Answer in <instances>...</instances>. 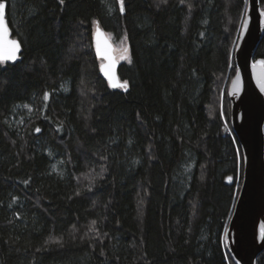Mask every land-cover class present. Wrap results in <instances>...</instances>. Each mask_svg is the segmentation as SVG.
<instances>
[{
    "label": "trees",
    "instance_id": "obj_1",
    "mask_svg": "<svg viewBox=\"0 0 264 264\" xmlns=\"http://www.w3.org/2000/svg\"><path fill=\"white\" fill-rule=\"evenodd\" d=\"M2 2L22 52L0 65V264H235L228 88L248 0ZM96 24L126 91L100 75Z\"/></svg>",
    "mask_w": 264,
    "mask_h": 264
},
{
    "label": "water",
    "instance_id": "obj_2",
    "mask_svg": "<svg viewBox=\"0 0 264 264\" xmlns=\"http://www.w3.org/2000/svg\"><path fill=\"white\" fill-rule=\"evenodd\" d=\"M262 13L260 0H248L234 51L236 73L228 88L231 130L243 161L241 187L225 232L228 254L235 264H257L258 257L264 252V60L255 59L264 37ZM5 24L7 32L3 38L18 41L12 37L6 7ZM92 45L95 57L101 61L100 75L108 87L126 91L121 87H110L101 70L111 66V74L116 78L114 82L123 83L118 76L119 54L98 24L94 28ZM21 52L20 47L15 62L20 59ZM231 182L232 179L227 178L226 183Z\"/></svg>",
    "mask_w": 264,
    "mask_h": 264
},
{
    "label": "snow or ice",
    "instance_id": "obj_3",
    "mask_svg": "<svg viewBox=\"0 0 264 264\" xmlns=\"http://www.w3.org/2000/svg\"><path fill=\"white\" fill-rule=\"evenodd\" d=\"M60 3L63 4L64 0H60ZM5 4L0 3V65L5 64L7 62H15L17 59V54L20 50V43L16 40H6L3 38L4 33L7 32V26L5 24ZM120 11L123 13L125 11L124 8V0H120ZM264 15V13H262ZM127 52V49H125ZM104 75L107 77L109 81V85L112 88L121 87L124 90H127L128 82L124 81L123 83L114 82L116 78L111 74V66L101 69ZM235 83V82H234ZM45 99H47V94H45ZM39 131V129H37Z\"/></svg>",
    "mask_w": 264,
    "mask_h": 264
},
{
    "label": "rangeland",
    "instance_id": "obj_4",
    "mask_svg": "<svg viewBox=\"0 0 264 264\" xmlns=\"http://www.w3.org/2000/svg\"><path fill=\"white\" fill-rule=\"evenodd\" d=\"M115 49H116V53H117V54L120 53V50H119L118 47L115 46ZM221 102H222V101H221ZM221 106H222V105H221ZM221 106H220V107H221ZM222 111H223V109H222Z\"/></svg>",
    "mask_w": 264,
    "mask_h": 264
}]
</instances>
